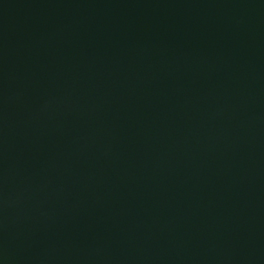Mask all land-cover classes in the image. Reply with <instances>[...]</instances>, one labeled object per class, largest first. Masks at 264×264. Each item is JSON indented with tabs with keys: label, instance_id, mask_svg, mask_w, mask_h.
<instances>
[{
	"label": "water",
	"instance_id": "1",
	"mask_svg": "<svg viewBox=\"0 0 264 264\" xmlns=\"http://www.w3.org/2000/svg\"><path fill=\"white\" fill-rule=\"evenodd\" d=\"M0 264H264V0H0Z\"/></svg>",
	"mask_w": 264,
	"mask_h": 264
}]
</instances>
